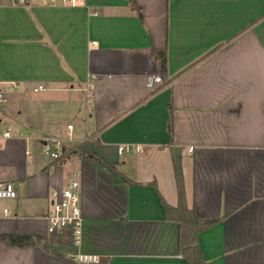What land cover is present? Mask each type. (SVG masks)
<instances>
[{
	"label": "crops",
	"instance_id": "crops-1",
	"mask_svg": "<svg viewBox=\"0 0 264 264\" xmlns=\"http://www.w3.org/2000/svg\"><path fill=\"white\" fill-rule=\"evenodd\" d=\"M134 1L0 0L1 123L14 130L0 175L18 191L0 214V264H73L69 234L45 217L74 175L93 264H187L166 210L179 204L175 159L185 206L208 224L205 264H264V0ZM45 134L64 141L59 159Z\"/></svg>",
	"mask_w": 264,
	"mask_h": 264
},
{
	"label": "built area",
	"instance_id": "built-area-1",
	"mask_svg": "<svg viewBox=\"0 0 264 264\" xmlns=\"http://www.w3.org/2000/svg\"><path fill=\"white\" fill-rule=\"evenodd\" d=\"M56 0H48L49 4L55 3ZM64 5H80L84 0H62ZM95 43V42H94ZM156 80H160L156 77ZM152 82H148L151 86ZM48 85L40 83L33 90L35 92L48 90ZM92 87L89 85L86 89V102L93 100ZM8 102L7 92L0 88V149L14 137V130L8 124L1 123V112ZM68 130H72V125H68ZM43 151L52 159H58L64 149V141L56 136L45 134L41 137ZM141 147L133 144L119 145L117 151L120 154L129 152H139ZM18 195L15 182L4 179L0 175V214L9 215L10 209L3 206L5 201L16 198ZM47 228L49 233H68L72 250L68 256L73 264H93L99 262V258L89 255L81 250L85 217L81 204V181L78 176L71 177L66 186L62 189H54L51 192V203L48 213L46 214Z\"/></svg>",
	"mask_w": 264,
	"mask_h": 264
},
{
	"label": "trees",
	"instance_id": "trees-1",
	"mask_svg": "<svg viewBox=\"0 0 264 264\" xmlns=\"http://www.w3.org/2000/svg\"><path fill=\"white\" fill-rule=\"evenodd\" d=\"M129 2L131 3L133 8H137V9L139 8L134 0H129ZM154 52L156 58L159 61L160 73L165 79H167L166 52L165 51H154ZM170 109H172V105H170ZM172 122H173V116L170 113L169 131L172 130ZM70 153H78L84 156L85 158L93 161L102 160L96 149L92 152H89L84 150L82 146H73L72 149L70 150ZM174 168H175L177 187H178L179 204L177 206H166V210L167 213L170 214V216L173 219H176L180 223V227H181L180 243L182 248L181 250L186 257L187 264H205L203 253L198 245V234L201 230L205 229L208 226V224L203 222V220L197 215V213L194 210L189 209L187 206H185L183 202L184 190H183L182 169L178 159H175ZM122 178L125 182L127 183L129 182V179H127L125 176H122ZM8 240L12 244H21V245L27 244L29 241L28 238L19 237V236L9 237Z\"/></svg>",
	"mask_w": 264,
	"mask_h": 264
},
{
	"label": "rangeland",
	"instance_id": "rangeland-1",
	"mask_svg": "<svg viewBox=\"0 0 264 264\" xmlns=\"http://www.w3.org/2000/svg\"><path fill=\"white\" fill-rule=\"evenodd\" d=\"M91 152V151H90Z\"/></svg>",
	"mask_w": 264,
	"mask_h": 264
}]
</instances>
